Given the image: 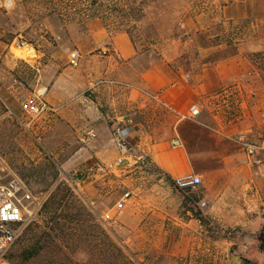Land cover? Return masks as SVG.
Instances as JSON below:
<instances>
[{
    "label": "rangeland",
    "instance_id": "1",
    "mask_svg": "<svg viewBox=\"0 0 264 264\" xmlns=\"http://www.w3.org/2000/svg\"><path fill=\"white\" fill-rule=\"evenodd\" d=\"M6 1L12 2L8 8ZM223 14L216 0H0V46H12L9 56L0 57V155L45 200L4 264H181L171 251L188 230L203 237L195 240V264H226L227 250L217 241L233 242V249L246 229H227L213 219L199 206L201 188L179 191L148 165L126 176H101L97 164L110 162L97 158V149L78 145L60 115L30 123L23 109L24 99L46 86L39 67L51 59L65 63L75 50L72 36L93 19L112 32H126L140 55L170 59L184 71L199 68L200 37L219 25L224 33L207 42L248 48L253 66L247 95L259 102L264 122V47L250 20L226 23ZM115 122L112 116L113 140ZM85 154L89 159L81 162ZM124 190L132 199L110 228L102 216ZM190 220L198 227L187 225ZM257 234L264 248V233Z\"/></svg>",
    "mask_w": 264,
    "mask_h": 264
},
{
    "label": "crops",
    "instance_id": "2",
    "mask_svg": "<svg viewBox=\"0 0 264 264\" xmlns=\"http://www.w3.org/2000/svg\"><path fill=\"white\" fill-rule=\"evenodd\" d=\"M216 1L224 5L226 23L250 20L264 47V0ZM225 29L218 25L200 37L199 68L184 71L170 59L140 55L126 32H112L93 19L83 33L72 36L81 54L77 70L68 57L62 65L51 59L39 72L49 88V104L59 109L55 115L67 123L78 145L97 149L94 155L100 160L114 161L122 153L109 131V119L115 117L117 127L124 122L128 158L139 159L172 182L190 173L200 176L199 206L207 203L204 208L227 229H246L233 249L235 243L217 241L227 250L225 263L264 264L263 239L257 234L264 233V154L250 157L237 141L239 134L251 131L264 140L262 108L247 95L253 66L248 48L207 42ZM7 47L0 46V57L12 53V46ZM236 85L244 90L243 101L238 107L225 106L218 93ZM193 105L201 115L181 119ZM175 140L182 146L175 148ZM88 159L85 154L81 162ZM196 222L187 225L198 227ZM201 239L200 233L188 230L175 241L171 254L181 264H195V240Z\"/></svg>",
    "mask_w": 264,
    "mask_h": 264
},
{
    "label": "built area",
    "instance_id": "3",
    "mask_svg": "<svg viewBox=\"0 0 264 264\" xmlns=\"http://www.w3.org/2000/svg\"><path fill=\"white\" fill-rule=\"evenodd\" d=\"M11 5V1L4 2V7L6 8ZM108 53V49L102 51V54L105 56ZM80 58L81 54L79 51H72L68 58L69 65L72 68H78ZM186 78L188 79L189 76H186ZM48 94L49 88L47 86H41L33 96L24 99L23 109L30 123L47 115H55L59 112L58 108L49 104L47 100ZM217 96L223 100L225 106L229 104L231 107H238L241 101H243L244 90L241 86L236 85L222 89ZM200 115V108L197 105H193L189 112L181 114L180 118L183 120L197 119ZM262 117L264 118V113ZM123 125L124 122H121L113 133L114 141L122 155L110 163L97 164L96 171L101 176L109 174L126 176L134 168L145 166L139 159L127 157L130 153V147L126 141L127 131L125 127H122ZM237 141L250 157H257L264 154V140L257 138L252 131L239 134ZM172 145L175 148H179L182 146V143L180 140H175ZM202 184L203 179L192 173L174 180V185L178 189L190 193H197ZM131 199L132 192L124 190L120 199L102 216L103 223L111 228V225L117 222L118 216L125 211L127 203ZM44 203V198L39 197L38 200L25 182L9 169L6 161L0 155V264H4L7 253L21 238L25 228L33 222ZM206 206L207 203H201L202 208Z\"/></svg>",
    "mask_w": 264,
    "mask_h": 264
},
{
    "label": "trees",
    "instance_id": "4",
    "mask_svg": "<svg viewBox=\"0 0 264 264\" xmlns=\"http://www.w3.org/2000/svg\"><path fill=\"white\" fill-rule=\"evenodd\" d=\"M169 181H171V180H169ZM171 182H172V181H171ZM172 183H173V185H174V182H172ZM174 187H175L177 190H179V191L187 192V191H183V190L178 189L175 185H174Z\"/></svg>",
    "mask_w": 264,
    "mask_h": 264
}]
</instances>
